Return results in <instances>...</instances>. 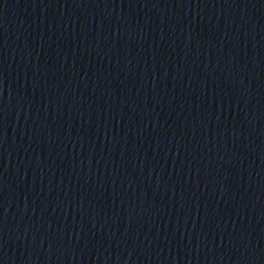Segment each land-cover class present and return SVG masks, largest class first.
Masks as SVG:
<instances>
[{
    "label": "water",
    "instance_id": "obj_1",
    "mask_svg": "<svg viewBox=\"0 0 264 264\" xmlns=\"http://www.w3.org/2000/svg\"><path fill=\"white\" fill-rule=\"evenodd\" d=\"M175 264H264V0H22Z\"/></svg>",
    "mask_w": 264,
    "mask_h": 264
}]
</instances>
